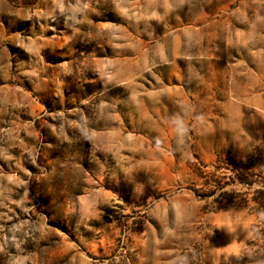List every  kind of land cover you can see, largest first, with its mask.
I'll use <instances>...</instances> for the list:
<instances>
[{"label": "clouds", "instance_id": "1", "mask_svg": "<svg viewBox=\"0 0 264 264\" xmlns=\"http://www.w3.org/2000/svg\"><path fill=\"white\" fill-rule=\"evenodd\" d=\"M0 264H264V0H0Z\"/></svg>", "mask_w": 264, "mask_h": 264}]
</instances>
